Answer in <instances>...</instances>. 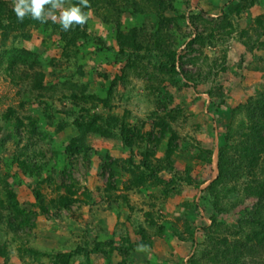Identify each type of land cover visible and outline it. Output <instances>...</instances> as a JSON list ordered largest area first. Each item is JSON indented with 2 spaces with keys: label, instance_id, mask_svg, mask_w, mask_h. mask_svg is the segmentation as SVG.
<instances>
[{
  "label": "rangeland",
  "instance_id": "374dc122",
  "mask_svg": "<svg viewBox=\"0 0 264 264\" xmlns=\"http://www.w3.org/2000/svg\"><path fill=\"white\" fill-rule=\"evenodd\" d=\"M165 1L174 18L172 49L182 59L177 67L195 82L160 73L148 61L144 70L128 69L118 17L81 9L87 21L64 30L61 12L80 0H58L63 7L30 27L29 38L0 25V264H189L209 249L207 231L223 234L215 223L239 230L244 210L258 204L259 189L247 190L252 161L245 150L234 148L227 161L219 152L231 136L264 138L232 121L235 107L264 92V49L251 51L241 36L247 30L255 38L264 0ZM16 2L0 5L14 11ZM234 5L248 8L227 17ZM119 21L129 31L144 23L152 28L157 19L127 12ZM72 34L79 50L66 55ZM209 91L227 99H212ZM81 115L97 116L99 126L113 120L127 145L120 136L91 132L88 149L72 154ZM169 124L179 137L172 144ZM145 153L157 169L150 179ZM124 160L145 178L129 190L123 183L130 172L113 169ZM104 243L115 250L106 246L104 254Z\"/></svg>",
  "mask_w": 264,
  "mask_h": 264
},
{
  "label": "trees",
  "instance_id": "16d2710c",
  "mask_svg": "<svg viewBox=\"0 0 264 264\" xmlns=\"http://www.w3.org/2000/svg\"><path fill=\"white\" fill-rule=\"evenodd\" d=\"M49 7H51L50 4L44 5L45 10L50 9ZM97 7L103 9L101 10L100 8L98 10ZM170 7L171 6L165 0H87V7H84L82 4L80 6L84 12L89 9L101 11L105 19H107L108 16L118 17V21H116L117 42L121 47V54L126 56L129 61L128 69H137L138 71V69L143 68L144 70L147 66L143 64L145 61H148L160 73L165 74L169 72L171 77L183 75L189 82H195L192 76L180 70V67H177V62L182 63V59L178 57L176 50L172 49V35L169 33L168 29L172 25L174 18L167 15ZM247 8L248 7H245V9ZM245 9L234 5L233 8L227 11V17H231L232 14L235 13L240 14V12ZM114 10L117 11L116 15L113 13ZM127 12L132 16L153 14L157 19L156 24L152 25V28H150V26L144 23L142 26H136L129 31H124L121 28L122 21H119V19ZM194 19L195 17L189 18L191 22H194ZM39 22H41V20L33 19L30 14H26L23 20H20L17 18L14 11H9L5 9L4 5H0V25L2 27L7 25V30L8 28L10 30V32L7 33L21 32L22 36L24 34L26 38H29V28L36 25L38 26ZM254 23L257 27L254 39L252 36H248L247 30L241 31V36L249 39L248 48L251 51H254V49H264V15L259 16ZM67 38L68 43L64 53L66 55H71V51L72 54H76L79 48L76 45L73 34ZM208 94L212 99H221L223 103L224 99H227L225 95H214L213 91H209ZM257 96V99H251L235 107L232 110V121H238L242 127L251 125L255 133H261L264 132V92ZM75 127L80 132V135L74 139L69 148L72 154L88 149L86 134L91 132L109 138H117L120 136L125 145H127L128 142L127 139L123 137L124 133L118 136L114 133L117 124L113 120L106 122L103 126H99L97 116H92L87 119L86 116L81 115L75 119ZM167 127L168 131L166 132L174 135L171 140L172 144L175 140H178L179 137L173 132L170 124L167 125ZM230 132L233 134V127L230 129ZM243 137V140H236L237 142H233L234 139L231 136L229 138L231 142H228L227 146L220 150L219 159L220 161H227V157H231L234 148H236V151L240 149L245 150L247 159L249 162L252 161L251 164L247 166V169L252 171V179L248 184L247 190L250 193V191L254 192L253 190L259 189V193H257L259 202L256 207L244 210L239 230L229 233V228L216 225L215 223V230L223 234H219L212 230L207 231V236L209 238L206 239V242L208 243L209 249L203 251L201 256H192L188 261L189 264H249L248 260H255L254 264H264V161L260 162V157L264 155V147H259V145L264 146V138L255 142L248 134H244ZM129 142H132V140H129ZM144 158L142 162L143 166L147 168L148 171H151L146 175V178L150 179L154 176L153 172H156L157 169L152 165L153 163L150 164L149 160H147L149 159L147 153H145ZM248 164L249 163H247V165ZM128 165H130V161L125 160L122 161V166L113 163L115 172H117V170H119L118 173L122 170L124 172H130V180L123 183L126 190L134 188V186H138L139 183L145 181L143 170L138 172L135 168L132 171L127 169ZM24 166L25 163L23 167ZM244 166L246 165L244 164L243 167ZM172 167L173 166H171V168ZM220 168H222L221 163ZM257 168L261 170L258 169L259 171H257ZM169 172H172V169ZM185 173L188 180H190V170L186 169ZM171 182L170 184H173L175 181L172 179ZM170 184L168 187L171 186ZM173 191L174 189L170 188L167 193L170 194ZM39 195L38 192V196ZM60 203L65 206L63 199ZM213 206L217 208L218 211L224 208L223 203H214ZM215 219L216 218L213 219V222H215ZM186 232L190 236L191 244L196 245L195 240H192L194 231L189 224L186 225ZM144 235L148 238L147 234L144 233ZM179 238L182 242H190L185 235H181ZM106 246H108L110 250H115L113 244L104 243L103 249H101L104 254L109 252L106 250Z\"/></svg>",
  "mask_w": 264,
  "mask_h": 264
},
{
  "label": "clouds",
  "instance_id": "9594fccd",
  "mask_svg": "<svg viewBox=\"0 0 264 264\" xmlns=\"http://www.w3.org/2000/svg\"><path fill=\"white\" fill-rule=\"evenodd\" d=\"M84 7H87V0H80ZM50 4L51 8L45 10L44 5ZM63 5L58 0H17L14 5V12L18 19L23 20L26 14H30L33 19L44 20L48 16H53V10L62 8ZM45 13L47 15L45 16ZM54 18V17H53ZM88 19V16L81 12L79 6H72L61 12L60 20L62 28L68 29V26L76 23L83 25Z\"/></svg>",
  "mask_w": 264,
  "mask_h": 264
}]
</instances>
